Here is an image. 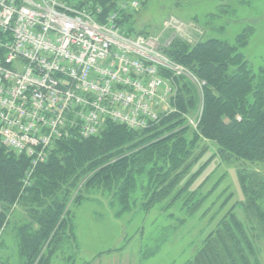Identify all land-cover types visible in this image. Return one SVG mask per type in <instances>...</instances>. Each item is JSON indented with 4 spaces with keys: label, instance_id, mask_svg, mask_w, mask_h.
<instances>
[{
    "label": "trees",
    "instance_id": "1",
    "mask_svg": "<svg viewBox=\"0 0 264 264\" xmlns=\"http://www.w3.org/2000/svg\"><path fill=\"white\" fill-rule=\"evenodd\" d=\"M77 1L100 5L107 14L117 8L119 0ZM128 18L131 14L121 13L120 23L135 33ZM243 40V34L235 43L207 38L191 44L176 38L167 46L164 50L170 58L204 81L203 91L186 75H174L173 111L148 128L132 130L109 122L97 136L74 135L57 141L47 160L35 165L30 157L17 155L0 141V247L2 234L12 228L23 264H47L62 247L58 237L66 227L74 233L68 204L80 203L86 191L111 195L122 212L138 204L160 203L177 189L182 172L194 161L198 140L214 142L227 161L264 163V66L254 70L241 52ZM200 108L199 125L194 129L185 114ZM240 171L245 207L264 233L260 202L264 178L256 171ZM187 188L177 189L172 201H178ZM189 204L187 200L185 206ZM17 205L30 220H15L10 227L9 211ZM228 215L230 221L225 217L222 222L223 232L207 238L185 264L249 263L245 246L253 244L245 224L233 212ZM70 236L74 238L75 233Z\"/></svg>",
    "mask_w": 264,
    "mask_h": 264
},
{
    "label": "built area",
    "instance_id": "2",
    "mask_svg": "<svg viewBox=\"0 0 264 264\" xmlns=\"http://www.w3.org/2000/svg\"><path fill=\"white\" fill-rule=\"evenodd\" d=\"M125 6L0 0V141L10 151L35 165L61 139L109 122L142 130L165 115L186 69L122 27Z\"/></svg>",
    "mask_w": 264,
    "mask_h": 264
},
{
    "label": "rangeland",
    "instance_id": "3",
    "mask_svg": "<svg viewBox=\"0 0 264 264\" xmlns=\"http://www.w3.org/2000/svg\"><path fill=\"white\" fill-rule=\"evenodd\" d=\"M131 1L119 0L117 7L126 5L121 13L131 14L128 19L133 31L145 36L174 63L180 64L164 49L176 38L191 44L207 38L235 43L243 34L241 52L255 71L264 66V0H136L137 8H127ZM180 65L187 70L184 75L188 80L203 91L204 81ZM171 106H165L164 117L173 111ZM201 114V108L185 114L194 129ZM197 143L194 161L176 184L178 190L188 188L176 202L172 199L177 189L152 207L138 204L123 212L111 195L99 191H86L80 203H69L75 237L66 227L58 237L62 247L47 264H185L207 238H215L218 230L223 232L222 222L225 217L230 221V212L244 222L252 241V248L245 246L248 264H264V233L245 207L247 197L239 177L245 169L264 178V163L230 162L221 157L214 142L202 139ZM186 197L189 207L185 206ZM260 202L264 206V196ZM9 215L10 227L15 220H30L19 205ZM11 229L2 234L0 264H23L18 238Z\"/></svg>",
    "mask_w": 264,
    "mask_h": 264
}]
</instances>
